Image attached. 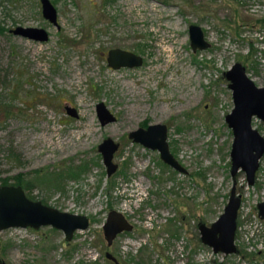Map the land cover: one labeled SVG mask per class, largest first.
<instances>
[{
  "label": "rangeland",
  "instance_id": "1",
  "mask_svg": "<svg viewBox=\"0 0 264 264\" xmlns=\"http://www.w3.org/2000/svg\"><path fill=\"white\" fill-rule=\"evenodd\" d=\"M50 1L57 25L39 0H0V179L15 183L21 174L29 198L86 215L89 226L71 242L48 225L1 230L5 264H114L108 252L121 264H264L256 206L264 200V156L254 184L243 171L231 176L225 115L233 101L223 75L240 62L264 87V0ZM191 24L208 48L192 50ZM16 26L41 27L49 37L15 35ZM111 48L140 55L142 64L110 67ZM100 101L115 116L105 125ZM145 121L168 125L186 173L128 137ZM252 125L264 137V121ZM107 137L119 143L110 177L98 151ZM234 181L239 253L225 256L202 244L197 224L220 215ZM112 209L133 229L109 247L102 226Z\"/></svg>",
  "mask_w": 264,
  "mask_h": 264
},
{
  "label": "water",
  "instance_id": "2",
  "mask_svg": "<svg viewBox=\"0 0 264 264\" xmlns=\"http://www.w3.org/2000/svg\"><path fill=\"white\" fill-rule=\"evenodd\" d=\"M39 1L43 17L57 25V12L52 2L50 0ZM188 31L193 51L203 50L210 46V43L204 38L200 26L191 24ZM11 32L36 41H46L49 37L47 31L40 27L16 26L11 29ZM106 59L107 64L112 68L140 66L143 61L140 55L121 48L109 49ZM223 75L229 82L228 87L232 91L233 99V108L225 116V121L233 135L230 149V174L234 177L238 171H243L247 184L252 185L260 160L264 156V137L252 126L254 116L264 121V87L258 86L253 81L248 75L246 67L240 62L233 63L223 72ZM66 110L71 116L77 115L73 107H66ZM96 113L101 125L115 120V116L102 101L96 104ZM166 131L165 124L156 123L149 125L146 129L132 130L128 133V137L144 147L157 150L162 161L180 172H186V169L169 150ZM118 147L119 143L110 137L105 138L98 145V151L102 156L108 177L118 168V165L113 161L114 152ZM240 205L241 195L236 192L234 181L220 215L209 224L202 221L198 223L202 243L212 248L215 254L231 256L239 253L236 244V230ZM256 206L258 216L264 219V200L258 202ZM47 225L61 230L66 240L71 242L75 231L88 228L89 219L86 215L61 211L44 204L41 200L30 199L25 195L20 185H0V231L11 227L37 229ZM102 229L108 246L112 247L120 236L119 234L131 231L133 225L123 213L112 209L108 212ZM106 257L108 260L120 264L113 254L108 252ZM0 264H5L1 258V242Z\"/></svg>",
  "mask_w": 264,
  "mask_h": 264
},
{
  "label": "flooded vegetation",
  "instance_id": "3",
  "mask_svg": "<svg viewBox=\"0 0 264 264\" xmlns=\"http://www.w3.org/2000/svg\"><path fill=\"white\" fill-rule=\"evenodd\" d=\"M41 4V3H40ZM41 12H42V9H41ZM41 28V27H40ZM198 50V49H197ZM225 77V76H224ZM229 83V82H228ZM229 88V87H228ZM231 95H232V91H231ZM232 101H233V99H232ZM233 108V107H232ZM232 110V109H231ZM230 110V111H231ZM229 113V112H228ZM227 113V114H228ZM226 116V115H225ZM73 117H75V116H73ZM256 116H254L253 118H255ZM253 118H252V121H253ZM256 118H258V117H256ZM261 120V119H260ZM263 121V120H262ZM151 124H156V123H149L148 121H145V122H142L141 123V126H139V127H137V128H144V129H146L149 125H151ZM161 124H165V123H161ZM166 125V128H167V131H166V140H167V143H168V147H169V150H170V148H171V153H172V155L174 156V158L182 165V163H181V161L179 160V159H177V157L175 156V150H173V148H172V146H171V144H170V142L168 141V138H167V134H168V130H169V127H168V125L167 124H165ZM253 126V125H252ZM254 127V126H253ZM136 128V129H137ZM255 128V127H254ZM135 129V130H136ZM256 129V128H255ZM233 140V139H232ZM135 143H137V142H135ZM138 144H140V143H138ZM142 145V144H141ZM143 146V145H142ZM145 148H147V147H145ZM147 149H150V148H147ZM231 149V148H230ZM151 150H153V149H151ZM157 151V150H156ZM159 153V152H158ZM159 158H160V156H159ZM160 162L164 165V166H167V167H169L170 169H172L173 171H177V172H180V171H178L177 169H175V168H173V167H171L170 165H168V164H166L164 161H162L161 159H160ZM183 166V165H182ZM184 167V166H183ZM231 167V166H230ZM185 168V167H184ZM186 169V168H185ZM180 173H186V172H180ZM14 186H17V185H14ZM21 187H22V185H20ZM23 188V187H22ZM23 191H24V189H23ZM25 193V192H24ZM26 195V194H25ZM27 196V195H26ZM28 197V196H27ZM29 198V197H28ZM31 199V198H30ZM33 200H39V199H33ZM43 202V201H42ZM44 203V202H43ZM45 204V203H44ZM201 222V221H200ZM199 223V222H198ZM197 227H198V224H197ZM123 233V232H122ZM121 234V233H120ZM202 242V241H201ZM203 244V243H202ZM1 247H2V245H1ZM111 262H113V261H111ZM5 263V262H4ZM114 263V262H113ZM114 264H116V263H114ZM121 264V263H120Z\"/></svg>",
  "mask_w": 264,
  "mask_h": 264
},
{
  "label": "trees",
  "instance_id": "4",
  "mask_svg": "<svg viewBox=\"0 0 264 264\" xmlns=\"http://www.w3.org/2000/svg\"><path fill=\"white\" fill-rule=\"evenodd\" d=\"M0 29H1V28H0ZM20 176H21V174L18 175L17 177H16V176L14 177V181H15V183L10 182L8 177H3V178L0 179V181H1V184H0V185H22V183H23V182H22L23 179L20 178ZM24 181H25V180H24ZM25 182H26V181H25ZM26 184H27V182H26ZM22 187H23V185H22ZM26 187H27V186H26Z\"/></svg>",
  "mask_w": 264,
  "mask_h": 264
},
{
  "label": "bare ground",
  "instance_id": "5",
  "mask_svg": "<svg viewBox=\"0 0 264 264\" xmlns=\"http://www.w3.org/2000/svg\"><path fill=\"white\" fill-rule=\"evenodd\" d=\"M174 60H175V59H174ZM170 62H171V61H170ZM169 65H170V64H169ZM171 65H172V64H171ZM170 80H171V78H170ZM168 81H169V79H168ZM171 81H173V82H174L173 84L177 87V81H176L175 79H172ZM156 104H157V106L161 107L159 101H157ZM69 149H70V148H69ZM64 150H65V149H64Z\"/></svg>",
  "mask_w": 264,
  "mask_h": 264
}]
</instances>
